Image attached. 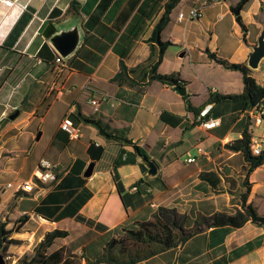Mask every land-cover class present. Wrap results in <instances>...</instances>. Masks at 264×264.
Wrapping results in <instances>:
<instances>
[{"label":"crops","instance_id":"crops-1","mask_svg":"<svg viewBox=\"0 0 264 264\" xmlns=\"http://www.w3.org/2000/svg\"><path fill=\"white\" fill-rule=\"evenodd\" d=\"M168 2L0 0V220L9 228L23 220L11 236L18 244L37 245L48 232L63 230L68 235L48 250L58 253L59 263L114 264L97 258L123 229L151 220L160 206L185 214L186 228L199 214L232 213L242 208L247 181L248 203L264 216V163L249 173L243 152L228 147L245 132L251 140L264 136V124L256 126L246 115L252 104L239 97L243 73L210 56L248 66L264 28V0H182L171 11L161 35L170 44L157 70L179 76L185 95L150 79L160 51L151 37ZM193 8L200 18H187ZM50 22L80 24V45L63 70L43 36ZM121 63L134 85L113 81ZM251 75L264 87V60ZM53 83L65 92H52ZM102 95L108 100L95 109L90 101ZM15 111L20 115L11 120ZM68 115L81 130L78 139L61 129ZM213 119L220 123L206 128ZM135 145L156 161V176L148 175ZM187 146L197 151L185 165L178 160ZM42 159L59 179L44 185L40 196L16 197L19 182L31 179ZM132 264H264V226L210 227Z\"/></svg>","mask_w":264,"mask_h":264},{"label":"trees","instance_id":"trees-1","mask_svg":"<svg viewBox=\"0 0 264 264\" xmlns=\"http://www.w3.org/2000/svg\"><path fill=\"white\" fill-rule=\"evenodd\" d=\"M180 1L182 0H169L166 11L156 24L151 37V40L158 43L160 51L158 61L154 63L150 69V79L159 80L174 86L183 85L184 81L177 75L160 74L157 69L167 45L170 44V42L162 41V32L170 20L171 11ZM241 5L242 2L237 6V9L240 8ZM68 11H70V8ZM54 13L56 14V10L53 11V15ZM237 20L243 29L246 30V26L242 22L240 16H237ZM210 56L224 67L239 70L243 73L245 90L239 97L250 100L251 104H254L264 97V87L256 83L255 78L251 75V69L247 65L232 64L214 53L210 54ZM127 75V67L124 63H121V70L113 78V81L118 83L127 82L134 85L135 83L133 80L129 79ZM84 119L87 122L95 124L99 128V131L108 138H116L115 135L105 131L96 120L89 118ZM228 147L231 150L243 152L245 159L249 162V173L264 163V151L259 155L252 153L251 139L247 132H245L242 138L236 139L228 144ZM135 149L140 155H147L140 146L135 145ZM57 177L56 180L50 183L57 181L59 176ZM247 188L248 190L243 194V205L241 209L236 208L232 213L215 212L210 216L200 215L192 228H186L185 222L187 216L185 214H181L176 208L160 206L154 212L151 220L137 222L134 228L123 229L118 237L110 240L105 246L103 254L97 258V261L114 264H132L177 247L185 243L191 236L203 232L210 227L232 226L239 228L249 221L264 226V216L258 213L253 204L248 203V193L250 189L248 181ZM24 194L28 195L27 193L19 191L16 197L23 196ZM22 222L23 220L19 219L12 228H9L8 221L0 220V249L2 251H6L12 244L18 243V241L11 238V236L15 231L21 228V224L19 223ZM67 235L68 232L63 230L48 232L44 239L35 246L34 254L30 258L28 255L25 256L23 260L24 264H72L69 261L59 263L57 252L48 253L55 239L66 237Z\"/></svg>","mask_w":264,"mask_h":264},{"label":"built area","instance_id":"built-area-1","mask_svg":"<svg viewBox=\"0 0 264 264\" xmlns=\"http://www.w3.org/2000/svg\"><path fill=\"white\" fill-rule=\"evenodd\" d=\"M207 1L215 2L218 0ZM200 16L201 11L197 8H193L187 18L198 19L200 18ZM183 18H185V14L181 12L179 14V19L182 20ZM55 62L60 70H63L65 68L66 59H64L61 55L58 54L56 56ZM50 90L52 92L55 91L58 96L62 95L65 92V89L57 87L56 83H53V85L50 87ZM106 100H108V95H102L101 98H93L90 102L93 106H95V109H97L99 102ZM245 112L254 125L261 126L262 124H264V97L252 104ZM219 123V119H213L209 122H205L204 126L206 128H212L217 126ZM61 129L68 134L70 139H78L81 136V130L75 126L74 121L70 115L66 116L61 122ZM251 149L253 154H261L264 151V136L254 137L251 140ZM198 151L199 153H204L202 148H199ZM195 160L196 157L193 156H190L188 158L189 162H194ZM57 176L58 175L52 170V163L46 159H42L35 169L33 177L31 179L19 182L18 185H23L24 193L40 196L42 194V189L44 188L43 186L56 180L58 178ZM8 186L12 187V184L9 183Z\"/></svg>","mask_w":264,"mask_h":264},{"label":"water","instance_id":"water-1","mask_svg":"<svg viewBox=\"0 0 264 264\" xmlns=\"http://www.w3.org/2000/svg\"><path fill=\"white\" fill-rule=\"evenodd\" d=\"M239 10H236V14ZM43 36L47 38L56 52L64 59L72 56L78 49L81 42V28L78 22L69 26L55 24L54 22L48 23L43 30ZM264 60V28L258 37L257 44L253 46V51L249 56L248 67L252 70L259 69L261 62ZM176 90L181 94H186V88L182 85L175 86ZM20 115L19 111H15L10 115L11 120H15ZM142 163L148 169V175L151 177L159 173V167L156 161L149 158L147 155H141ZM93 164L86 172V176L92 173ZM9 254L4 253L0 249V264L8 263Z\"/></svg>","mask_w":264,"mask_h":264},{"label":"rangeland","instance_id":"rangeland-1","mask_svg":"<svg viewBox=\"0 0 264 264\" xmlns=\"http://www.w3.org/2000/svg\"><path fill=\"white\" fill-rule=\"evenodd\" d=\"M257 132V130L255 129ZM261 132V130H259ZM199 149V148H198ZM189 150V152H187ZM197 151L196 146H187L185 150L182 151L181 156L179 158V162L183 164H188L191 163L188 161L189 156L195 157ZM190 153V154H189ZM2 181H7V180H2ZM12 189H8V191H11ZM24 203L26 205H31V198H24ZM201 214L197 216V219L200 217ZM196 219V220H197ZM34 246V247H33ZM36 245H23V244H12L6 251H3L4 253L9 254L8 257V263L7 264H24V258L26 255L30 258L34 254V249ZM68 261V260H67ZM72 264H75L73 261H69Z\"/></svg>","mask_w":264,"mask_h":264},{"label":"bare ground","instance_id":"bare-ground-1","mask_svg":"<svg viewBox=\"0 0 264 264\" xmlns=\"http://www.w3.org/2000/svg\"><path fill=\"white\" fill-rule=\"evenodd\" d=\"M17 190L21 191V192H24L23 185H17Z\"/></svg>","mask_w":264,"mask_h":264}]
</instances>
